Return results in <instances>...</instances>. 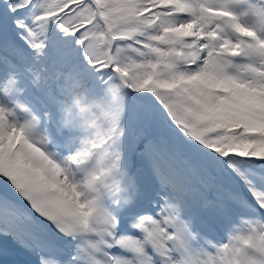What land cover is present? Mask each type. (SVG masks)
I'll return each mask as SVG.
<instances>
[{
  "label": "snow or ice",
  "instance_id": "obj_1",
  "mask_svg": "<svg viewBox=\"0 0 264 264\" xmlns=\"http://www.w3.org/2000/svg\"><path fill=\"white\" fill-rule=\"evenodd\" d=\"M0 264H264V0H0Z\"/></svg>",
  "mask_w": 264,
  "mask_h": 264
}]
</instances>
